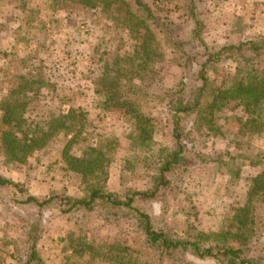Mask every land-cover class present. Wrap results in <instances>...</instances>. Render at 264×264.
I'll return each instance as SVG.
<instances>
[{
	"label": "rangeland",
	"instance_id": "374dc122",
	"mask_svg": "<svg viewBox=\"0 0 264 264\" xmlns=\"http://www.w3.org/2000/svg\"><path fill=\"white\" fill-rule=\"evenodd\" d=\"M142 2L157 21L132 0H117L110 10L118 19L134 14V22L142 21L131 32L111 12L87 10L75 0H0L2 177L40 199L86 198L95 188L121 199L153 191L175 149L166 105L184 73L170 39L188 40L203 27L201 38L215 53L247 39L264 41V0H195L193 9L190 0ZM225 66L208 69L202 105L184 125L193 153L166 175L171 183L158 199L140 197L134 207L170 239L247 246L264 255L263 194L252 197L248 223L241 222L248 179L264 171V133L245 126L248 114L237 101L215 115L208 109L216 92L235 86L236 65ZM247 66L239 74L264 76V58ZM8 107L16 121L10 127L3 123ZM6 131L21 142L13 152L5 146ZM6 209L0 207L4 262L28 257L35 245L44 264H183L179 252L168 257L151 247L125 208L68 215H41L14 203Z\"/></svg>",
	"mask_w": 264,
	"mask_h": 264
},
{
	"label": "trees",
	"instance_id": "16d2710c",
	"mask_svg": "<svg viewBox=\"0 0 264 264\" xmlns=\"http://www.w3.org/2000/svg\"><path fill=\"white\" fill-rule=\"evenodd\" d=\"M83 8L87 10H97L111 12L114 2L117 0H75ZM136 7L144 12L146 16L154 21H157L150 8L142 2V0H132ZM195 0H190V5L194 8ZM191 9V10H192ZM112 13V12H111ZM112 16L118 23L123 24L131 32L136 28L138 31L143 24L142 21L134 22L136 16L134 14L125 17V19H118L115 13ZM192 16L199 23L197 14L192 11ZM132 24V25H131ZM203 27H196L194 35L188 40L170 39V43L177 50L182 59L183 76L180 86L173 89L169 93V101L166 105L167 115L172 124L173 140L175 142V149L169 158L162 165L160 170V183L153 191H136L130 196L123 199L116 194L106 192L102 188H95L91 191L86 198H72L68 196L54 195L46 199H40L36 196L27 193L24 185L15 183L0 175V207L7 210L8 204L12 207L15 205L31 206L39 210L42 215L46 210L59 212L62 215H68L73 212L91 213L97 210L108 208L111 210H121L123 208L133 211L136 215L139 228L143 231L144 235L151 247L160 249L162 254L173 257L175 253L179 252L183 259L180 260L183 264H191L187 261V257L204 262L215 264H264V255L253 254V248L247 246L233 247L226 245H217L216 247H202L197 242L191 241H176L170 239L168 235L154 227L151 215L143 212L142 210L134 207L135 202L140 197L148 200H156L161 194L162 189L166 188L171 183L166 175L174 171L175 166L181 164L187 159V155L194 151V141L190 133L184 130V125L189 119L200 109L202 101L205 96V89H207L209 78L208 69L212 65L224 63L226 70L229 67V62L236 65L234 70L238 72L235 75V86L232 90H224L216 92L209 102L208 109L212 115L218 114L224 110L231 102H239L238 106L243 107L245 114L248 117L245 121V126L251 127L252 133H264V76L258 78L257 75L251 72L246 74H239L246 69H241L257 59L264 58V41L245 40L238 45L224 46L218 52H210L208 46L201 38V31ZM204 52H201V48ZM197 68V72H195ZM201 84V85H200ZM3 123L6 127H10L15 123V113L13 108H6ZM214 118V117H213ZM22 119H20V124ZM213 124V121H209ZM3 138L7 142L6 148L12 152L15 148L21 146V142L12 139L9 132L3 133ZM32 139H26V143ZM32 143V142H31ZM24 144V149L30 146ZM33 145H31V149ZM77 162V160H76ZM78 162H80L78 160ZM80 165V163H79ZM81 171V169H76ZM251 183L249 204L242 210V224L248 223L250 205H252V197L258 194L264 195V171L252 176L248 179ZM254 183V184H253ZM8 190L13 194L12 202L7 203L8 197L6 192ZM18 196V197H16ZM23 264H44L39 255L36 254L35 245L32 247L31 254L26 257Z\"/></svg>",
	"mask_w": 264,
	"mask_h": 264
},
{
	"label": "crops",
	"instance_id": "0c3cea01",
	"mask_svg": "<svg viewBox=\"0 0 264 264\" xmlns=\"http://www.w3.org/2000/svg\"><path fill=\"white\" fill-rule=\"evenodd\" d=\"M0 233H1V230H0ZM0 248H1V245H0ZM25 259L26 258L18 261L19 263L17 261H15V260H11L10 261V259H7L5 262L0 260V264H23L25 262Z\"/></svg>",
	"mask_w": 264,
	"mask_h": 264
}]
</instances>
